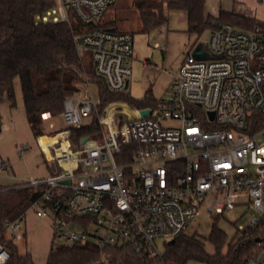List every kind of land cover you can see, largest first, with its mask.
<instances>
[{
    "label": "built area",
    "instance_id": "1",
    "mask_svg": "<svg viewBox=\"0 0 264 264\" xmlns=\"http://www.w3.org/2000/svg\"><path fill=\"white\" fill-rule=\"evenodd\" d=\"M54 1L39 21L71 23L75 14L94 24L118 0ZM107 29L76 41L92 53L110 98L85 75V95L79 89L65 100L66 127L36 137L45 161L56 166L46 177H18L22 186L43 187L29 209L52 214L61 242L94 241L100 252L87 264H166L158 238L170 246L201 205L222 215L245 194L257 213L238 230L258 226L264 218V20L252 30L215 21L207 41L198 42L210 58L188 54L169 98L142 105L119 98L129 90L134 34ZM85 126L97 135L72 134ZM11 166L0 151V179ZM28 210L0 223V264L10 258L2 236L22 239ZM256 243L248 264H264V240Z\"/></svg>",
    "mask_w": 264,
    "mask_h": 264
},
{
    "label": "trees",
    "instance_id": "2",
    "mask_svg": "<svg viewBox=\"0 0 264 264\" xmlns=\"http://www.w3.org/2000/svg\"><path fill=\"white\" fill-rule=\"evenodd\" d=\"M207 0H135L139 10L142 30H149L168 22L166 8H180L187 12L188 31L198 35L215 26V21L225 20L237 27L252 30L261 21L255 17L221 9L217 16L206 12ZM116 4L113 3L112 5ZM56 5L54 0H0V100L6 97L11 106L16 105L15 82L20 79L27 120L35 137L45 132L43 115L56 116L64 110L65 100L78 92L85 75L97 80L108 96L104 81L95 71L93 55L78 49L76 37L97 28L115 27L116 19L94 24L83 22L72 14L71 23H44L37 16ZM106 12V11H105ZM104 15V14H103ZM119 98L138 105L149 104L151 96L136 100L128 92ZM2 114L0 111V124ZM96 136V128L85 126L72 134ZM43 187L22 186L19 183L0 184V223L14 220L39 200ZM54 239L46 264H87L98 257L100 248L94 241L56 243ZM257 238L264 239V218L261 223L242 231L228 240L227 233L213 225L208 240L215 247L209 252L196 234H181L167 247L163 259L166 264H186L198 259L207 264H248V258L258 248ZM1 241L9 250L5 264H34L29 253H21L13 239L2 236Z\"/></svg>",
    "mask_w": 264,
    "mask_h": 264
},
{
    "label": "rangeland",
    "instance_id": "3",
    "mask_svg": "<svg viewBox=\"0 0 264 264\" xmlns=\"http://www.w3.org/2000/svg\"><path fill=\"white\" fill-rule=\"evenodd\" d=\"M135 0H118L116 4L110 5L101 18L102 22L116 19L119 31H130L134 34V54L130 59L132 75L128 93L136 100L152 97V101L161 102L168 99L172 91V80L181 63L188 54L193 52L195 43L206 42L209 32L205 31L198 35L188 31L187 12L180 8H166L168 22L149 30H142L139 10L134 6ZM223 7H230L234 0H207V10L216 12L219 3ZM238 10L251 14L258 20H264V5L259 0H236ZM223 21V20H218ZM225 21V20H224ZM86 50H82L83 53ZM92 81V77L90 78ZM97 83V80L93 81ZM99 85V83H97ZM79 95H85V85L79 84ZM21 90L20 79L15 82V93ZM2 111V122L0 124V150L9 154L10 162L14 166L18 176L24 178L31 176H49V167L56 166L55 162L47 163L43 152L38 146L37 138L33 135L28 124L24 100L22 95H16V105L6 98L0 100ZM45 132L66 127L65 120L61 114L48 116L44 119ZM44 132V133H45ZM30 146L23 154L20 149ZM212 197L207 199L210 202ZM256 210L248 194L241 197L235 209L226 211L222 215L210 213L207 205H201L197 215L192 219L185 232L189 235L196 234L201 239L206 249L213 253L215 247L207 238L216 225L223 229L228 240L235 237L240 225H246L256 215ZM52 214L49 216H38L36 208L32 207L27 212L28 237L16 239L18 248L23 253L32 256L34 264H46L48 254L54 239V228L52 226ZM51 225V226H50ZM25 225L21 232L24 231ZM94 228H91L93 230ZM81 231L80 228H75ZM167 241L158 238V248L165 252ZM56 243L60 242L56 238ZM186 264H207L198 259H189Z\"/></svg>",
    "mask_w": 264,
    "mask_h": 264
},
{
    "label": "crops",
    "instance_id": "4",
    "mask_svg": "<svg viewBox=\"0 0 264 264\" xmlns=\"http://www.w3.org/2000/svg\"><path fill=\"white\" fill-rule=\"evenodd\" d=\"M206 4H207V1H206ZM241 4H237V2H236V0H234V2L232 3V5L230 6V7H223L222 6V4H221V2L219 3V6L216 8L217 9V11L216 12H210V11H208L207 10V5H206V12L207 13H210V14H212V15H215V16H217L218 14H219V12H220V10L221 9H224V10H227V11H234V12H236V13H238V14H242V15H246V16H250V17H254V16H252L251 14H248V13H244V12H242V11H240V10H238V6H240ZM256 18V17H255ZM196 44V43H195ZM129 83H130V80H129ZM22 95L23 96V94H22V88H21V90H17V93H16V95ZM1 111V110H0ZM1 114H2V111H1ZM3 116V115H2ZM27 117V116H26ZM28 124H29V122H28ZM30 126V125H29ZM31 128V127H30ZM33 133V132H32ZM1 151V150H0ZM1 153H2V155H3V157L5 158V159H7L9 162H10V159H9V154L8 153H4L3 151H1ZM11 163V162H10ZM11 168L5 173V175L0 179V184L1 185H8V184H12V183H18V177H22V176H18V174L15 172V170H14V166H13V164L11 163ZM49 167V171H50V173L52 172V169L53 168H51L50 166H48ZM42 177H46V176H42ZM25 229H24V231L22 232L23 233V238L25 237L26 239H27V237H28V220H26V223H25ZM51 226V225H50ZM52 242H53V240H52ZM16 244H17V242H16ZM18 246V245H17ZM19 251H20V249H19ZM21 253H23L22 251H20Z\"/></svg>",
    "mask_w": 264,
    "mask_h": 264
},
{
    "label": "water",
    "instance_id": "5",
    "mask_svg": "<svg viewBox=\"0 0 264 264\" xmlns=\"http://www.w3.org/2000/svg\"><path fill=\"white\" fill-rule=\"evenodd\" d=\"M91 23H94V22H91ZM107 30L115 32V31H117V28L111 27V28H108ZM81 40H82L81 38H78L79 43H81ZM192 54H193V56H195L198 59H209L210 58V53L207 52V50L204 48L202 43H198L197 45L194 46ZM129 87H130V83L128 82L126 88L129 89ZM143 113L146 115L149 113V110H144ZM213 116H214V114L212 113V117ZM263 240L264 239H262V238H257L256 242H261ZM173 243L174 242L172 241L170 244H173Z\"/></svg>",
    "mask_w": 264,
    "mask_h": 264
}]
</instances>
